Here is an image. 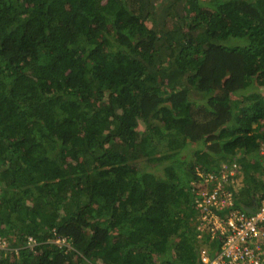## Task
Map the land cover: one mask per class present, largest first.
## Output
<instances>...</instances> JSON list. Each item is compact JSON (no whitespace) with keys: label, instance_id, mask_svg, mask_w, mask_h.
Here are the masks:
<instances>
[{"label":"trees","instance_id":"trees-1","mask_svg":"<svg viewBox=\"0 0 264 264\" xmlns=\"http://www.w3.org/2000/svg\"><path fill=\"white\" fill-rule=\"evenodd\" d=\"M148 7L0 0V264H201L192 188L236 158L264 202V0Z\"/></svg>","mask_w":264,"mask_h":264},{"label":"built area","instance_id":"built-area-1","mask_svg":"<svg viewBox=\"0 0 264 264\" xmlns=\"http://www.w3.org/2000/svg\"><path fill=\"white\" fill-rule=\"evenodd\" d=\"M234 177L235 170L224 165L214 173L199 172L207 186L199 191L192 188L198 210L195 231L201 264H264V202L249 215L233 209V193L228 186ZM28 242L33 245L31 238ZM55 243L66 244L59 239ZM7 249V242L0 238V250Z\"/></svg>","mask_w":264,"mask_h":264},{"label":"rangeland","instance_id":"rangeland-1","mask_svg":"<svg viewBox=\"0 0 264 264\" xmlns=\"http://www.w3.org/2000/svg\"><path fill=\"white\" fill-rule=\"evenodd\" d=\"M171 2L172 0H150V5H152V7H148L144 10L146 22L149 23L150 26L154 25L158 27V29H171L175 24V19L172 18V12L170 9H168ZM189 153L190 151L187 152V154ZM237 159L238 158H236L234 161H231V167L233 170L240 168ZM238 177L239 174L237 175V178Z\"/></svg>","mask_w":264,"mask_h":264}]
</instances>
